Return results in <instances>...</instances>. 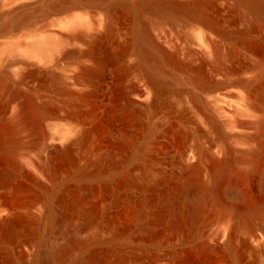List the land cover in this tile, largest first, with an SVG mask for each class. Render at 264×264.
<instances>
[{"label":"bare ground","instance_id":"bare-ground-1","mask_svg":"<svg viewBox=\"0 0 264 264\" xmlns=\"http://www.w3.org/2000/svg\"><path fill=\"white\" fill-rule=\"evenodd\" d=\"M0 264H264V0H0Z\"/></svg>","mask_w":264,"mask_h":264}]
</instances>
